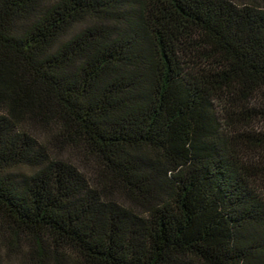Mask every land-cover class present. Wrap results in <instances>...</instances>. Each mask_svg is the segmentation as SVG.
Instances as JSON below:
<instances>
[{"label":"trees","instance_id":"16d2710c","mask_svg":"<svg viewBox=\"0 0 264 264\" xmlns=\"http://www.w3.org/2000/svg\"><path fill=\"white\" fill-rule=\"evenodd\" d=\"M0 264H264V0H0Z\"/></svg>","mask_w":264,"mask_h":264}]
</instances>
